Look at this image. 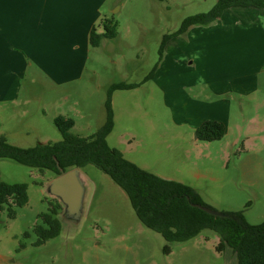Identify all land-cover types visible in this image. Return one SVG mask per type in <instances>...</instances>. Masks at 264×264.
<instances>
[{
  "label": "rangeland",
  "instance_id": "rangeland-1",
  "mask_svg": "<svg viewBox=\"0 0 264 264\" xmlns=\"http://www.w3.org/2000/svg\"><path fill=\"white\" fill-rule=\"evenodd\" d=\"M124 2L112 19L119 24L121 38L133 46L115 41L99 48H81L82 80L76 88L70 87L69 100L62 97L68 86L49 87L47 81L27 77L18 82L16 134L25 128L36 130L26 138L28 143L18 146H35L40 137L49 142L61 140L54 120L67 114L76 121L73 134L91 136L100 126L97 112L92 119L89 116L106 100L105 85L135 84L134 89L113 92L116 127L109 146L143 169L196 188L213 210L242 211L250 224L262 223L264 109L247 103L240 109L234 96L191 86L206 79L202 77L206 74L201 67H180L179 47L185 50V37L181 43L180 39L168 41L160 56L157 38L161 33H172L185 17L209 11L217 0H198L182 9L151 0ZM141 25L149 30L141 32ZM183 85L188 87L179 89ZM226 101L231 102L228 112ZM0 109L8 111L7 104ZM208 117L224 119L226 133L221 139L197 138V129ZM83 171L92 188L81 223L63 226L58 237L36 246L34 227L40 223L39 215L49 212L55 202L46 185L56 175L0 159L4 182L28 186V203L16 208L14 218L0 206V264H237L234 254L216 250L219 236L211 230L174 244L165 253L167 242L141 223L123 189L95 165H87Z\"/></svg>",
  "mask_w": 264,
  "mask_h": 264
},
{
  "label": "crops",
  "instance_id": "crops-1",
  "mask_svg": "<svg viewBox=\"0 0 264 264\" xmlns=\"http://www.w3.org/2000/svg\"><path fill=\"white\" fill-rule=\"evenodd\" d=\"M151 1L166 4L167 8L182 9L198 0ZM124 6V0H0V106L7 104L8 109L4 112L0 109V137L9 141V137L17 139L19 136L18 141H9L18 146L28 143L26 138L36 131L25 128L16 134L13 123L18 121V82L27 77L47 81L49 87L68 86L67 93L63 90L59 92L66 93L62 97L65 101L69 100L70 89L76 88L82 80L81 48L91 46L92 28L97 27L99 33L103 32V20L112 19ZM139 29L141 32L149 30L143 25ZM163 35L158 36L159 43ZM181 37H185L186 46L185 50L179 47L178 62L183 64L180 67L185 65L196 70L201 67L206 74L202 75L206 79L200 82L194 80L191 86L208 87L222 96H234L239 101L240 109L245 103L264 109V8H229L214 24L192 26L169 42L179 39L180 42ZM115 41L133 46L117 34L115 38H102L100 45L94 48ZM111 85L113 83L106 84L105 89L108 91ZM187 87L183 85L179 89ZM105 101L99 104L97 111L93 109L91 116H86L87 120L88 116L92 119L94 112H97L99 128L106 121ZM226 104L228 112L231 102L226 101ZM207 119L224 124V119ZM114 121L112 132L116 127L115 110ZM74 122L73 128L76 126ZM112 132L107 136V142ZM39 142L45 144L49 139L40 137ZM227 249L224 252L232 255L233 252Z\"/></svg>",
  "mask_w": 264,
  "mask_h": 264
},
{
  "label": "trees",
  "instance_id": "trees-1",
  "mask_svg": "<svg viewBox=\"0 0 264 264\" xmlns=\"http://www.w3.org/2000/svg\"><path fill=\"white\" fill-rule=\"evenodd\" d=\"M233 7L264 8V0H217L207 12L185 17L180 27L165 34L160 45L163 56L166 43L172 37L184 34L192 26H209L217 22L223 12ZM119 24L113 19L103 20L99 33L97 27L90 32V45L98 47L102 38H115ZM153 76V72L147 77ZM135 84L119 83L110 86L105 101L106 121L94 134L88 137L71 132L75 122L68 116H58L54 123L62 139L56 142L20 147L0 137V159H11L40 171L50 170L55 175L74 168L95 165L106 173L126 193L136 216L148 229L159 233L167 242L165 253L172 245L185 243L205 230L218 234V252L230 248L237 264H264V221L257 225L247 222L242 211H227V217H216L196 204L207 206L199 191L182 182L162 178L126 159L123 153L107 142V136L114 128L113 92L134 89ZM197 138L202 141L221 139L226 126L215 120H206L197 129ZM49 212L39 215L40 223L34 227L36 246L58 237L62 223L58 217L63 210L54 198ZM28 203V186L25 183H7L0 178V206L6 207L8 216L14 218L16 208ZM29 236V232L26 233Z\"/></svg>",
  "mask_w": 264,
  "mask_h": 264
},
{
  "label": "water",
  "instance_id": "water-1",
  "mask_svg": "<svg viewBox=\"0 0 264 264\" xmlns=\"http://www.w3.org/2000/svg\"><path fill=\"white\" fill-rule=\"evenodd\" d=\"M91 188L88 176L80 167L71 168L48 181L46 192L57 199L63 207L59 217L62 228L63 226H77L81 223L88 210ZM195 206L216 217L228 216L225 212L199 204Z\"/></svg>",
  "mask_w": 264,
  "mask_h": 264
}]
</instances>
